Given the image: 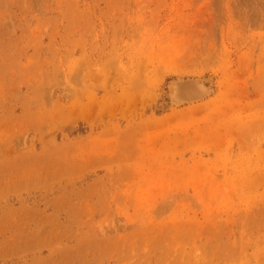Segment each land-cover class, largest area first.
I'll return each mask as SVG.
<instances>
[{"label": "rangeland", "instance_id": "obj_1", "mask_svg": "<svg viewBox=\"0 0 264 264\" xmlns=\"http://www.w3.org/2000/svg\"><path fill=\"white\" fill-rule=\"evenodd\" d=\"M0 264H264V0H0Z\"/></svg>", "mask_w": 264, "mask_h": 264}, {"label": "bare ground", "instance_id": "obj_2", "mask_svg": "<svg viewBox=\"0 0 264 264\" xmlns=\"http://www.w3.org/2000/svg\"><path fill=\"white\" fill-rule=\"evenodd\" d=\"M176 93L178 97L186 96H199L206 92L205 87L200 83H188V82H181L176 88Z\"/></svg>", "mask_w": 264, "mask_h": 264}]
</instances>
